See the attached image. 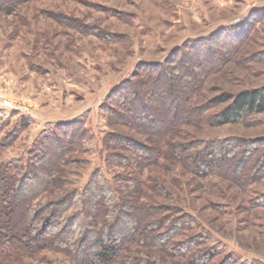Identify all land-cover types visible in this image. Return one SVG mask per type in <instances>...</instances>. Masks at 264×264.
<instances>
[{"label":"rangeland","instance_id":"obj_1","mask_svg":"<svg viewBox=\"0 0 264 264\" xmlns=\"http://www.w3.org/2000/svg\"><path fill=\"white\" fill-rule=\"evenodd\" d=\"M211 36L217 43L216 70L196 89L193 108L223 93L264 87V0H38L0 10V144L6 143L0 162L29 156L58 125L80 120L92 139L69 153L78 161L66 164L75 173L67 189L78 183L85 188L96 172L112 185L131 184L124 180L127 162L120 165L110 157L105 139L120 130L148 146L147 137L109 125L107 96L141 65L170 61L177 49ZM174 140L200 147L239 140L240 149L263 144L262 155L264 113L225 126L194 120ZM165 153L134 174L141 179L140 203L171 208L157 211L154 220L172 218L150 236L167 232L174 218L187 214L194 226L182 229L174 242L193 237L199 242L195 253H169L174 242L165 249L143 244L137 259L110 264H202L209 252L205 264H264V170L252 176L258 167L248 161L238 181L231 174L238 173L239 164L230 159L227 175L194 178L184 173L182 161ZM73 248V253L81 250ZM23 249L0 255V264H79L67 248L36 250L27 244Z\"/></svg>","mask_w":264,"mask_h":264},{"label":"trees","instance_id":"obj_2","mask_svg":"<svg viewBox=\"0 0 264 264\" xmlns=\"http://www.w3.org/2000/svg\"><path fill=\"white\" fill-rule=\"evenodd\" d=\"M28 1L38 0H0V10H14ZM213 37L200 39V44L190 48L186 45L177 49L170 61L141 65L130 79L107 96L109 125L131 129L147 137L148 146L133 135H123L120 130L108 132L105 139L110 157L120 165L127 162L124 167L128 174L124 180L131 184L112 185L103 174L96 172L85 188L78 183L67 189L74 183L69 177L75 174L67 169L68 161H78L69 153L82 149L84 143L92 139L89 129L80 120L58 125L59 130L35 143L29 156L0 162V255L21 252L25 245L32 244L36 250L67 248L65 251L70 250L73 260L79 264H110L137 259L135 253H139L138 246L143 244L162 249L169 247L182 234V229H191L194 223L186 214L183 218H174L167 232L150 236L154 229L163 231L162 225L172 218L168 214L154 220L157 211L171 208L140 203L141 179L134 178L136 172L160 161L165 153L164 145L166 157L169 153V159L182 161L184 173L194 178L227 175L231 171L230 159L239 164L238 173L231 174L238 181L248 161L258 167L252 176L264 170L263 144L245 147V152L244 147L240 149L244 142L239 140L212 142L204 147H200L199 142L174 140L179 130L194 120L225 126L264 113V87L237 94L223 93L205 107L191 106L196 89L216 70L218 54ZM198 65L199 72L196 71ZM215 109L219 110L211 113ZM15 135L17 133L11 134L5 141H12ZM5 145L0 144V151ZM190 148L195 152H187ZM76 237V242H70ZM184 239L174 242L169 253L192 257L199 242L193 237L187 241L190 239L187 235ZM74 244L81 250L73 253ZM208 254L200 258L202 264L213 255Z\"/></svg>","mask_w":264,"mask_h":264}]
</instances>
